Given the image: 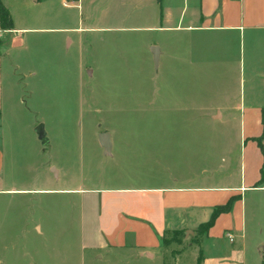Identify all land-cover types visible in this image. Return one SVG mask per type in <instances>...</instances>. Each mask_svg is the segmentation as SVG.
<instances>
[{
  "label": "rangeland",
  "instance_id": "rangeland-1",
  "mask_svg": "<svg viewBox=\"0 0 264 264\" xmlns=\"http://www.w3.org/2000/svg\"><path fill=\"white\" fill-rule=\"evenodd\" d=\"M73 35L23 32L0 46V146L5 152L0 187L19 190L0 193V264H174L170 254L151 261L96 258L83 246L79 197L68 190L168 186L207 169L211 184L249 185L259 175L256 154L264 153V138L263 151L257 142L261 128H242L239 115L215 122L201 113L223 103L222 75L211 82V100L203 89L191 100L192 83L184 82L178 106L176 51L160 57V37L154 33L130 37L122 32L117 42L81 45ZM149 40L159 43L149 46ZM41 124L46 141L36 132ZM179 124L201 126L180 130ZM102 132L113 139L111 154L101 145ZM192 132L198 138L194 155L190 146L181 148ZM245 202L247 264H261L252 259L264 242V190H247ZM228 221L225 216L214 225L216 236ZM180 237H185L182 245L192 240L171 232L167 240ZM222 243L219 249L226 250L240 239ZM198 253L197 244L184 248L177 264H193Z\"/></svg>",
  "mask_w": 264,
  "mask_h": 264
},
{
  "label": "crops",
  "instance_id": "crops-1",
  "mask_svg": "<svg viewBox=\"0 0 264 264\" xmlns=\"http://www.w3.org/2000/svg\"><path fill=\"white\" fill-rule=\"evenodd\" d=\"M64 1L1 0L10 12L13 26L3 29L0 21V46L10 42L13 35L23 32L74 34V42L80 45L91 40L117 42L122 32L129 33L130 37L154 33L160 37V57L169 56V49L176 51L178 106L184 98L181 93L184 82L192 83L191 100L202 89L211 100V82L222 75L225 81L223 103H213L201 113L209 115V119L215 122L225 115H239L242 128L260 127L262 134L264 0H77L69 5ZM169 32L174 39L170 43L166 40ZM145 43L153 46L159 42L149 40ZM184 66L190 69V74L185 73ZM1 101L0 92V104ZM190 108L199 112L195 110L194 102ZM0 120L2 122L1 112ZM200 126L179 124L177 128L200 130ZM1 129L2 123L0 132ZM193 135L192 132L187 141L181 140V148L190 146L191 155L198 152L194 150L198 138ZM243 135L246 138V132ZM2 139L3 133H0V143ZM113 149L112 139L111 153ZM263 155L256 154L259 175L249 185L211 184V170L207 169L201 176L191 175L168 186L68 190L79 197L84 248L96 258L109 262L144 258L151 261L157 256L165 259L170 254L177 264L184 248L197 244L199 253L194 256L193 264H199L200 254L201 264H247L246 192L254 188L264 190V185L256 186L264 163ZM192 159L198 157L192 156ZM4 163L5 152L0 146V178ZM17 191L0 187V193ZM233 197L237 198L231 209L221 213L214 224L218 225L228 216V224L222 233L216 236L213 225L206 235L199 236L198 227L210 220L217 206L227 204ZM171 231H184L192 240L182 245L184 237L165 246L163 238ZM227 233L233 236V241L226 236ZM225 238L231 244L238 239L240 243L221 250L219 246ZM177 246L182 248L177 249ZM211 246L216 249L215 253L211 254ZM252 262L264 264V242L256 247Z\"/></svg>",
  "mask_w": 264,
  "mask_h": 264
},
{
  "label": "trees",
  "instance_id": "trees-1",
  "mask_svg": "<svg viewBox=\"0 0 264 264\" xmlns=\"http://www.w3.org/2000/svg\"><path fill=\"white\" fill-rule=\"evenodd\" d=\"M0 21H1V26L3 29H10L13 26V21H12V17L10 15L9 10L3 5V3L0 0ZM1 41H0V45H1ZM261 123H262V135L261 137L258 139V145L260 146L261 150L263 151L262 148V138H264V107L261 109ZM261 176H260V180L258 181L256 186H261L264 185V163L263 166L261 168ZM237 197H233L231 200H229V202L225 205H221V206H217L212 215L211 218L208 222L201 224L198 229L196 230L197 234L200 236L202 235H206L209 231L210 228L213 227V225L215 224V221L217 219V217L223 213V212H227L231 209L232 203L233 201L236 199ZM167 232L165 233V236L163 238V244L165 246H169L172 242H174L176 239H170L167 240V236H168ZM171 233L173 234H179V235H183L184 231H171ZM179 241H181V237L178 239ZM201 259H202V254H200L199 256V264H201Z\"/></svg>",
  "mask_w": 264,
  "mask_h": 264
},
{
  "label": "water",
  "instance_id": "water-1",
  "mask_svg": "<svg viewBox=\"0 0 264 264\" xmlns=\"http://www.w3.org/2000/svg\"><path fill=\"white\" fill-rule=\"evenodd\" d=\"M152 51L154 54L155 61L157 62L159 58V48L153 47ZM36 132L42 141H46L47 139L46 132H45L43 124L39 125L36 128ZM100 142H101V145L104 147L105 152L110 154L111 153V140H110V134L108 132H102L100 134Z\"/></svg>",
  "mask_w": 264,
  "mask_h": 264
},
{
  "label": "built area",
  "instance_id": "built-area-1",
  "mask_svg": "<svg viewBox=\"0 0 264 264\" xmlns=\"http://www.w3.org/2000/svg\"><path fill=\"white\" fill-rule=\"evenodd\" d=\"M76 1H77V0H65L64 2H65L66 5H69V4H73V3H75ZM226 236H227L231 241L234 240L233 236H232L230 233H227Z\"/></svg>",
  "mask_w": 264,
  "mask_h": 264
}]
</instances>
